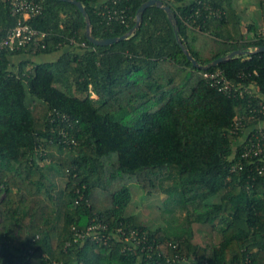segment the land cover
<instances>
[{
    "label": "trees",
    "instance_id": "trees-1",
    "mask_svg": "<svg viewBox=\"0 0 264 264\" xmlns=\"http://www.w3.org/2000/svg\"><path fill=\"white\" fill-rule=\"evenodd\" d=\"M81 1L87 16L44 0L24 21L47 32L45 44L0 49V264H264V158L242 156L264 129V50L248 51L264 45V0L260 27L235 0H207L225 16L198 14L194 26L182 15L201 4L163 0L199 62L247 50L207 69L187 57L164 8L148 6L125 38L96 44L87 17L97 38L120 36L146 0ZM124 8L125 22L110 17ZM20 19L0 0V38ZM215 70L259 93L219 90L203 76ZM174 164L179 186L166 208L183 215L179 225L128 212L129 181L158 192ZM97 221L102 233L136 229L153 248L126 249L117 230L75 240ZM198 229L219 238L198 241Z\"/></svg>",
    "mask_w": 264,
    "mask_h": 264
},
{
    "label": "built area",
    "instance_id": "built-area-1",
    "mask_svg": "<svg viewBox=\"0 0 264 264\" xmlns=\"http://www.w3.org/2000/svg\"><path fill=\"white\" fill-rule=\"evenodd\" d=\"M111 1L117 2L118 0ZM8 2L11 6L13 14L21 15L22 19H20L19 23L14 28H11L9 30L6 36L0 38V49L7 48L10 50H15L31 42L36 45L39 43L45 44L44 40L47 36V32L24 21V19L30 16L42 13L44 7V0H8ZM189 2L201 4V6H198L194 10V13H191L189 15H182L184 22L189 25H195L194 22L197 21L196 15L198 14H203L206 18H222L223 16H225V11L221 7L213 5L207 0H189ZM120 10L121 11L115 9L113 10V12H110V17L120 19L121 21L125 22L127 20L125 8ZM196 25V27H199L201 24L197 22ZM71 40L76 41L74 37ZM82 45H85V41H82ZM203 76L209 79L211 83L216 86L219 90H222L226 93H232L234 91H238L241 94L245 92H248L250 94H253L254 92L259 93L258 86L255 82H250L248 84H237L230 78H228L226 75H224L221 70L204 71ZM259 104L261 106L260 110L264 112L263 99L259 101ZM242 156H260L264 158V129L260 128L257 133L252 135L250 139V144L246 149H244ZM107 229V223L101 221L91 222L87 225L85 229H77L75 240L85 238V236L89 234H91L94 238L109 239V237L112 235V232L117 230L120 235H122V239L125 242L124 248L134 249L139 247V245L142 246V250H149L153 248L152 244L141 243V238L138 237V232L136 229H131L130 231H127L122 227H118L112 232L109 231L108 234L102 233V230L105 231ZM174 258H177L178 260L184 263H191L194 260L193 257H189L186 255L184 256L179 253H177ZM171 260L172 258L169 256L167 258L168 263H171Z\"/></svg>",
    "mask_w": 264,
    "mask_h": 264
},
{
    "label": "rangeland",
    "instance_id": "rangeland-1",
    "mask_svg": "<svg viewBox=\"0 0 264 264\" xmlns=\"http://www.w3.org/2000/svg\"><path fill=\"white\" fill-rule=\"evenodd\" d=\"M235 2L242 12L244 22L254 21L258 26L263 23L259 0H235ZM179 171V166L171 165L169 173L161 179L160 190L151 194L147 193L140 183L129 181L132 197L127 211L138 214L153 227L178 226L183 215L170 212L166 207L178 190ZM211 236L216 240L219 238L216 232H210L208 229H198L195 234L198 241L211 239Z\"/></svg>",
    "mask_w": 264,
    "mask_h": 264
},
{
    "label": "water",
    "instance_id": "water-1",
    "mask_svg": "<svg viewBox=\"0 0 264 264\" xmlns=\"http://www.w3.org/2000/svg\"><path fill=\"white\" fill-rule=\"evenodd\" d=\"M67 1H71V2L75 3L82 10V12L87 16V10H86V8H85V6H84V4H83V2L81 0H67ZM150 5L160 6V7L164 8L167 11L169 18H170L171 22L174 25L178 41L182 44L183 49H184L187 57L198 67H201L203 69H207V68H209L212 65H216V64H218L221 61H224V60H227V59L231 58L235 54H240V53H246L247 52V50L238 48V49L232 50L231 52H229L226 55L219 56V57L215 58L214 60H212V61H210V62H208L206 64H203V63L199 62L197 60V58L190 52V50L184 45L183 40H182V38L179 35L180 27H179V24H178V20H177L174 12L172 10V7L169 4L165 3L163 0H146V1H144L142 3V5L138 9V14H137L138 18H137L136 25L133 28H131L127 33L122 34L120 36L97 38L91 32V21L87 17V30H86V33H87L88 38L93 43H96V44H109V43L115 42V41H117L119 39L125 38L129 33L133 32L136 29L137 25L141 21V14ZM259 50H264V45H258L254 49H251V50H248V51L252 52V51H259Z\"/></svg>",
    "mask_w": 264,
    "mask_h": 264
},
{
    "label": "crops",
    "instance_id": "crops-1",
    "mask_svg": "<svg viewBox=\"0 0 264 264\" xmlns=\"http://www.w3.org/2000/svg\"><path fill=\"white\" fill-rule=\"evenodd\" d=\"M248 22H251V21L249 20V21H247V22H245V23H248ZM260 26H262V24H261ZM260 26H259V27H260ZM39 56L41 57V59H42V57H44V56H45L46 58H49V57H50V56H48V55H46V54H45L44 56H42V54H40Z\"/></svg>",
    "mask_w": 264,
    "mask_h": 264
}]
</instances>
